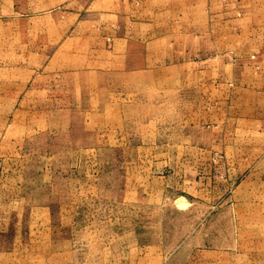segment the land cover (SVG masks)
Segmentation results:
<instances>
[{
    "label": "rangeland",
    "instance_id": "rangeland-1",
    "mask_svg": "<svg viewBox=\"0 0 264 264\" xmlns=\"http://www.w3.org/2000/svg\"><path fill=\"white\" fill-rule=\"evenodd\" d=\"M252 116L264 0H0V264H264Z\"/></svg>",
    "mask_w": 264,
    "mask_h": 264
},
{
    "label": "crops",
    "instance_id": "crops-1",
    "mask_svg": "<svg viewBox=\"0 0 264 264\" xmlns=\"http://www.w3.org/2000/svg\"><path fill=\"white\" fill-rule=\"evenodd\" d=\"M170 86H176V78L173 77L169 80ZM247 126L245 133L249 136V143L253 146L254 150H264V117L252 116L249 120L243 122Z\"/></svg>",
    "mask_w": 264,
    "mask_h": 264
}]
</instances>
